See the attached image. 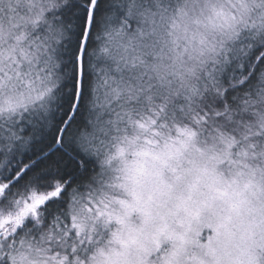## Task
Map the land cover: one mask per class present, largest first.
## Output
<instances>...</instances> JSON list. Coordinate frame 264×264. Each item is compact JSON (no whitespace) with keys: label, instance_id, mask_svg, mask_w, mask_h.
I'll return each instance as SVG.
<instances>
[{"label":"snow or ice","instance_id":"obj_1","mask_svg":"<svg viewBox=\"0 0 264 264\" xmlns=\"http://www.w3.org/2000/svg\"><path fill=\"white\" fill-rule=\"evenodd\" d=\"M0 264H264V0H0Z\"/></svg>","mask_w":264,"mask_h":264}]
</instances>
